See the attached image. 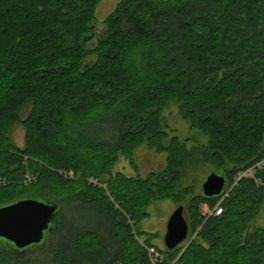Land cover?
<instances>
[{"label":"trees","instance_id":"1","mask_svg":"<svg viewBox=\"0 0 264 264\" xmlns=\"http://www.w3.org/2000/svg\"><path fill=\"white\" fill-rule=\"evenodd\" d=\"M100 1L0 0V205L57 206L42 250L15 257L0 239V264H264V166L260 185L234 181L264 159V0H118L97 23ZM172 104L203 138L190 149L161 121ZM139 147L163 168H114ZM193 156L222 173L218 216L199 206L222 192L180 182ZM159 200L183 207L188 236L173 249L136 227ZM68 206L97 223L66 228Z\"/></svg>","mask_w":264,"mask_h":264},{"label":"rangeland","instance_id":"2","mask_svg":"<svg viewBox=\"0 0 264 264\" xmlns=\"http://www.w3.org/2000/svg\"><path fill=\"white\" fill-rule=\"evenodd\" d=\"M118 0H101L95 7L94 10V19L99 23L102 21L108 14L111 12V10L114 8ZM25 107L22 109L24 110ZM26 111L22 113L24 115ZM161 121L163 125H165L166 130H171L173 132V135L178 138L179 141H185V145L188 149H190L194 140L197 141V143L202 142L203 138L201 134L197 130H192L188 128L187 121L183 120L179 115V109L178 106L175 104L170 105L167 109L163 110L161 112ZM22 130L19 126H14L10 132V139L11 142L16 145L17 147L21 146L22 144ZM150 154V155H149ZM148 159L144 160L143 162L135 160H131V164H128V166L123 162V159L115 165V169L121 172L125 176H138L142 177L145 176L143 173H147L145 165H150L148 162L150 160V163H152L153 160H158V156H153L151 153H149ZM121 163V164H120ZM125 164V165H124ZM121 165H124L123 167ZM154 167H157L155 164ZM118 167V168H117ZM123 168V169H121ZM160 169H152L151 172L158 171ZM209 171H214L211 167H209L206 164H203L198 161L196 157H191L190 161H185V165L183 168V175L181 178L182 184H187L193 186L194 194H198L200 191V184L203 181L204 177ZM180 183V184H181ZM175 206L171 203H169L166 200L163 201H155L152 204L149 205L147 208V217L144 219H141L138 221L136 227L141 231H146L149 233H153L151 236V241L154 242L157 241L158 238L160 239L162 243V236L164 233L165 228V222L168 218L170 212L174 210ZM66 213V221L67 225L66 228L74 229L78 227H86L87 224L90 223H97V218L92 213V210L89 211L87 209H84V207H66L65 208ZM254 222L257 225L264 226V200L260 207V210L258 211V214L256 218L254 219ZM142 235L139 239H143ZM187 238V237H186ZM150 239V237H149ZM139 240V241H140ZM186 240V239H185ZM184 240V241H185ZM183 241V242H184ZM183 242L181 244H183ZM162 247V244H160ZM42 250V249H41ZM31 254H27L24 257H28L26 259H29ZM161 256V255H160ZM35 257V260H38L37 258H43L41 255L33 256ZM33 260V259H32Z\"/></svg>","mask_w":264,"mask_h":264},{"label":"water","instance_id":"3","mask_svg":"<svg viewBox=\"0 0 264 264\" xmlns=\"http://www.w3.org/2000/svg\"><path fill=\"white\" fill-rule=\"evenodd\" d=\"M224 188L222 173H208L200 184L201 195L217 197ZM57 206L36 199H19L0 205V239L15 257L41 249L47 239ZM188 236L183 207L175 206L165 222L162 244L173 249Z\"/></svg>","mask_w":264,"mask_h":264},{"label":"built area","instance_id":"4","mask_svg":"<svg viewBox=\"0 0 264 264\" xmlns=\"http://www.w3.org/2000/svg\"><path fill=\"white\" fill-rule=\"evenodd\" d=\"M263 166H264V159L262 161L256 163L253 167H250L244 171L238 172L234 178V181L236 182L237 180H239L241 178H250L253 180L255 185H260V181L254 176V171H256L257 169H260ZM60 174L63 177H67V178L72 177V173L70 171L66 172V173H60ZM29 180H30V178L25 176L24 183L29 182ZM225 196H226V193L225 192L223 193V191H222V194L219 196L218 202L212 207H210L206 203L200 204V206H199L200 217L202 219H207L210 216H218L221 213V207L219 206V203H220L221 199ZM147 250L150 253V255H152L153 257L158 256V253L155 252L153 250V248L150 247V248H147ZM153 257H152V260L154 259Z\"/></svg>","mask_w":264,"mask_h":264},{"label":"crops","instance_id":"5","mask_svg":"<svg viewBox=\"0 0 264 264\" xmlns=\"http://www.w3.org/2000/svg\"><path fill=\"white\" fill-rule=\"evenodd\" d=\"M149 153H151L153 156H158V160L156 161V160H153L152 161V163H150V160H149V164L150 165H145V168H146V171H148L147 173H143V175H147L148 173H150L151 171H152V169H155V170H157V169H162L163 168V166H164V157H163V155L162 154H155V153H153L152 151H149V150H147V149H145V148H143V147H139V148H137V149H135L134 151H133V153H132V159L133 160H135L136 162H138V161H141V162H143L142 163V165L144 164V160L145 159H148L149 158V156H148V154ZM150 155V154H149ZM122 160V159H121ZM120 160V161H121ZM119 162V161H118ZM123 162H125L124 161V159H123ZM121 164V163H120ZM125 164L128 166V161H126L125 162ZM124 164V165H125ZM152 164H155L157 167H154V165H152ZM124 165H121L122 167L124 166ZM118 168V167H117ZM124 168V167H123ZM123 168H121V169H123ZM208 173H210V171L208 172ZM207 173V174H208ZM211 173H213V172H211ZM206 174V175H207ZM142 177H144V176H142ZM260 210V209H259ZM170 214H171V212H170ZM169 214V215H170ZM256 224V223H255ZM257 225V224H256ZM154 244H156V245H160L161 244V241H160V239L158 238V240L156 241H154L153 242Z\"/></svg>","mask_w":264,"mask_h":264}]
</instances>
